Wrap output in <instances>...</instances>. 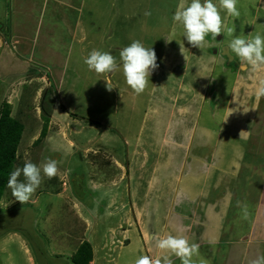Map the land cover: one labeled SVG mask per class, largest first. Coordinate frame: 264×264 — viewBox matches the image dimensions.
Here are the masks:
<instances>
[{"label":"rangeland","instance_id":"obj_1","mask_svg":"<svg viewBox=\"0 0 264 264\" xmlns=\"http://www.w3.org/2000/svg\"><path fill=\"white\" fill-rule=\"evenodd\" d=\"M180 3L83 2L82 21L87 12L106 13L92 18L98 50L119 63L133 40L154 49L158 68L140 95L122 71L88 70L76 48L65 65L55 66L62 74L54 73L51 88H44L50 80H31L33 70L46 75L39 66L15 61L10 45L0 50V108L12 104L23 125L14 170L25 160L48 159H57L60 169L24 205L6 186L0 264H73L80 240L93 248L90 264H135L141 255L167 254L148 238L166 233L200 245L196 264H250L264 255V98H255L264 70L230 58L226 33L206 37L203 50L189 45L172 19ZM237 7L238 18L221 10L234 35H264V0H238ZM9 13L8 5L0 15L5 40ZM42 108L53 123L30 147L29 138L42 128Z\"/></svg>","mask_w":264,"mask_h":264},{"label":"clouds","instance_id":"obj_2","mask_svg":"<svg viewBox=\"0 0 264 264\" xmlns=\"http://www.w3.org/2000/svg\"><path fill=\"white\" fill-rule=\"evenodd\" d=\"M237 5L238 0H218V4L213 0H190V3L186 4L185 0H181L172 19L174 23L182 26L183 37L193 48L203 50L207 43L206 37L210 35L212 40H216L218 36L226 33L232 37L226 45L227 55L230 58L233 56L237 58L242 68L250 67L253 71L264 70V35L257 33L252 38H247L244 34L236 36L235 27L227 26L222 19L221 10H225L228 16L238 18L240 12ZM144 14L151 15V12L147 11ZM183 48L184 45L180 44L182 54ZM184 58L186 60L185 56ZM84 63L88 70L98 75L122 71L126 84L136 95L145 92L149 77L158 68L154 49L145 47L139 40H133L120 51L119 63L111 53L97 49H93L87 55ZM107 89L109 91L113 89L108 82ZM255 98L257 101L264 98V79L259 81L255 89ZM58 163L57 160L48 159L38 165L31 160H25L22 167H16L10 173L7 182L15 200L22 205L28 203L45 177L52 179L60 173ZM148 238L155 242V247L161 253L167 254L157 255L155 258L146 254L141 255L135 260V264H173L170 255L179 258L181 264H196L193 257L199 256L200 245L190 243L186 236L166 233L151 234ZM199 264H206V261L200 260ZM250 264H264V255L258 256Z\"/></svg>","mask_w":264,"mask_h":264},{"label":"crops","instance_id":"obj_3","mask_svg":"<svg viewBox=\"0 0 264 264\" xmlns=\"http://www.w3.org/2000/svg\"><path fill=\"white\" fill-rule=\"evenodd\" d=\"M0 1L2 5L5 1V6H0L1 16L4 14L6 16L8 13V5L11 10L9 21L5 17L8 35L6 40L4 37H0V50L5 45H10L16 51L17 59L15 61L20 59L26 65L39 66L46 75L44 78L37 77L35 70H33L32 73L34 74L31 80H50L49 85L44 82V88L52 87L51 78L53 79L54 73L61 76L62 71H56L55 66L65 65L75 48L84 60L93 49L98 50L100 47L101 38L98 32L99 28L96 25L98 21L92 18H97L101 13H106L99 12L93 15L92 12H87L88 20L82 21L81 9L84 7L83 2L85 0H13V2L10 0L9 3H7L8 0ZM185 1L190 3V0ZM213 2L217 3L218 0H213ZM13 13L22 18L20 20L15 19ZM1 23L0 28L3 27ZM1 31L2 29L0 36L2 35ZM11 115L13 116L12 104ZM37 117L40 120V117ZM49 123L51 125L53 123L52 116ZM36 138V133L29 138L28 145L30 147L34 145ZM82 242L80 240L78 246H75L74 253Z\"/></svg>","mask_w":264,"mask_h":264},{"label":"trees","instance_id":"obj_4","mask_svg":"<svg viewBox=\"0 0 264 264\" xmlns=\"http://www.w3.org/2000/svg\"><path fill=\"white\" fill-rule=\"evenodd\" d=\"M42 117V128L34 144L45 138L48 132L50 116L45 113ZM47 114V115H46ZM75 116V115H72ZM23 133V125L11 115V105L3 102L0 108V202L7 186L10 173L17 160V148ZM1 220V219H0ZM93 261L92 246L83 241L73 256V264H90Z\"/></svg>","mask_w":264,"mask_h":264}]
</instances>
